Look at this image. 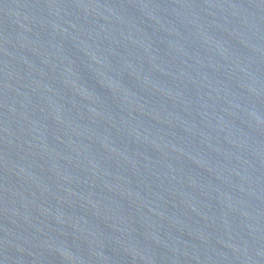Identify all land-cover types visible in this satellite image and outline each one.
Listing matches in <instances>:
<instances>
[{
	"label": "water",
	"instance_id": "obj_1",
	"mask_svg": "<svg viewBox=\"0 0 264 264\" xmlns=\"http://www.w3.org/2000/svg\"><path fill=\"white\" fill-rule=\"evenodd\" d=\"M0 264H264V0H0Z\"/></svg>",
	"mask_w": 264,
	"mask_h": 264
}]
</instances>
